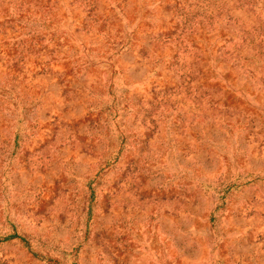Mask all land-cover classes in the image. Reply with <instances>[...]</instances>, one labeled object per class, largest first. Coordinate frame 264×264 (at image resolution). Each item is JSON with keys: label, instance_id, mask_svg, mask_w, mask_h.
<instances>
[{"label": "rangeland", "instance_id": "obj_1", "mask_svg": "<svg viewBox=\"0 0 264 264\" xmlns=\"http://www.w3.org/2000/svg\"><path fill=\"white\" fill-rule=\"evenodd\" d=\"M0 264H264V0H0Z\"/></svg>", "mask_w": 264, "mask_h": 264}, {"label": "trees", "instance_id": "obj_2", "mask_svg": "<svg viewBox=\"0 0 264 264\" xmlns=\"http://www.w3.org/2000/svg\"><path fill=\"white\" fill-rule=\"evenodd\" d=\"M19 235L15 232L13 234H10L6 237V239H11V238H15V237H18Z\"/></svg>", "mask_w": 264, "mask_h": 264}]
</instances>
